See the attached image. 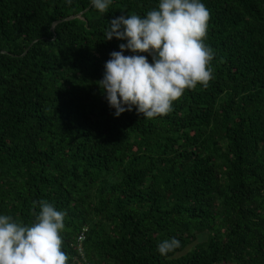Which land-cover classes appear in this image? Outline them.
<instances>
[{"label": "trees", "instance_id": "obj_1", "mask_svg": "<svg viewBox=\"0 0 264 264\" xmlns=\"http://www.w3.org/2000/svg\"><path fill=\"white\" fill-rule=\"evenodd\" d=\"M202 3L214 78L147 119L97 83L158 0H0V214L65 211L69 264H264V0Z\"/></svg>", "mask_w": 264, "mask_h": 264}, {"label": "clouds", "instance_id": "obj_2", "mask_svg": "<svg viewBox=\"0 0 264 264\" xmlns=\"http://www.w3.org/2000/svg\"><path fill=\"white\" fill-rule=\"evenodd\" d=\"M111 3L91 0L100 13ZM209 20L202 0H158L144 16L121 14L109 22L105 40L127 41L110 53L97 83L114 116L133 107L147 119L164 116L186 90L208 86L214 78L213 50L205 44ZM126 50L132 54L125 55ZM39 209L30 224L0 214V264H69L62 236L66 212L43 199ZM178 247L180 241L172 237L157 250L166 255Z\"/></svg>", "mask_w": 264, "mask_h": 264}, {"label": "water", "instance_id": "obj_3", "mask_svg": "<svg viewBox=\"0 0 264 264\" xmlns=\"http://www.w3.org/2000/svg\"><path fill=\"white\" fill-rule=\"evenodd\" d=\"M73 16H79V14H77V15H73ZM73 16H70V17H68V18L70 19V18H72ZM58 22H59V21H55L54 24H56V23H58ZM52 27H53V26H52Z\"/></svg>", "mask_w": 264, "mask_h": 264}]
</instances>
